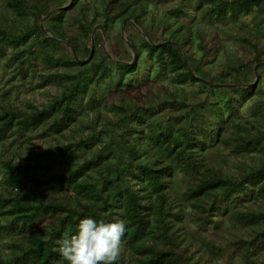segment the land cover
Masks as SVG:
<instances>
[{"label":"trees","instance_id":"obj_1","mask_svg":"<svg viewBox=\"0 0 264 264\" xmlns=\"http://www.w3.org/2000/svg\"><path fill=\"white\" fill-rule=\"evenodd\" d=\"M69 1L0 0L5 82L37 74L16 100L0 86V239L8 235L0 264H68L54 249L84 217L126 221L115 264H264V81L249 85L264 61L263 34L240 19L253 13L255 26L263 24L264 0H107V42L108 24L126 16L145 32L139 45L131 40L130 64L121 35V52L98 50L94 36L92 56L81 61L99 21L80 0L44 20L54 37L29 23ZM75 10L79 30L69 34L64 22ZM60 44L69 56L56 54ZM218 51L236 61L211 79L205 65ZM145 55L150 79L171 74L197 83L204 97L191 99L164 78L154 95L135 87ZM215 148L226 152L209 157Z\"/></svg>","mask_w":264,"mask_h":264},{"label":"rangeland","instance_id":"obj_2","mask_svg":"<svg viewBox=\"0 0 264 264\" xmlns=\"http://www.w3.org/2000/svg\"><path fill=\"white\" fill-rule=\"evenodd\" d=\"M70 2V1H69ZM142 0H135L134 4H141ZM72 2L63 5L66 8L71 4ZM107 0H80V2H78L77 4H86V10L88 11L86 14V17L89 19L91 18V16L95 15L97 20L99 21L98 24L103 25V15H102V9H103V5L102 4H106ZM150 4H153V1H151ZM158 7H154V10H158L159 8H164L167 9L168 5L167 4H158ZM79 7V6H77ZM55 8V7H54ZM65 9V8H63ZM79 16L81 17V14H79L78 11H70L68 13V16L64 22L65 28L67 29V32L69 34L75 33L79 30L78 26L76 23H73V16ZM253 16V17H252ZM44 17V16H43ZM42 16H39V14L37 15L36 18H30L29 19V23L34 25V30H36V32L39 31V27H37V24L40 26V24H42L43 28L44 27V20H43ZM128 16L124 17L121 22L119 21H114L112 23L108 24V27L110 29V38L107 42V35H106V29H105V38H103L101 30L98 28L95 33L94 36L97 38V48L100 51H106L107 48H110L113 50V53L116 51L121 52L120 49V40L118 37L123 36V38L127 41L131 40L136 43L137 45L140 44L141 41V35L143 34L144 30L139 28V26L137 25L136 21L134 18H130V20L128 21V24L124 25V31L122 32V23L123 20L125 18H127ZM254 18V14L251 13L249 15H245L240 17L241 19V24H245L247 26H249L250 28L254 29L255 32H261L263 35L260 37L259 41L262 45H264V23L261 25H258V27L255 26L254 22L252 21ZM37 19V20H36ZM147 22L148 24H150L151 22V17L148 16L147 18ZM39 20V23L37 22ZM162 16H157L155 19V24L153 25L151 31H150V35H152L154 38H160L161 36V27H162ZM198 20V19H197ZM146 22V23H147ZM144 24L146 26V29L149 31V27L147 26V24ZM158 25V26H157ZM230 25V23H229ZM157 26V27H156ZM231 27V25H230ZM219 35L223 36L224 34L222 32H220L219 30L217 31ZM49 33V32H48ZM230 38V37H229ZM165 42H170V41H165ZM93 44H95L93 42ZM36 47V46H34ZM59 51L56 53L57 55L59 54H66V55H70V49L65 45V44H60L59 46ZM94 48L96 46H93ZM221 52L218 51L214 56H212L209 60L206 61V71H207V75H209L211 77V79L215 78L217 79V75L216 73L218 71L223 70V72H232L230 70L229 65L233 64V62H235L236 60L232 59L234 55L233 54H229V59H226L224 57L219 56ZM146 56V62L145 64H141V68L140 70L137 71L136 74H134L135 77H137L139 80L137 81V83L135 84V87H140V89H142V87H146L145 91L148 92V94L154 95V93L156 94L161 88H162V81L164 77H154L152 79L149 78V75H152L151 73V60L149 59V57L147 55ZM233 61V62H232ZM243 61H247V59L243 60ZM40 67H42V65L39 63L37 64V70L40 69ZM259 71V73H258ZM254 73V72H253ZM256 80H258L259 77H261L262 81H264V69H256L255 74ZM0 76H2L0 78V86L1 87H5L9 90H11V95L12 98H19L20 94L22 95L24 93V86H29L30 89H32V86L35 84L36 80H37V74L35 75V73H31L28 72V79L24 82H22V80H20L19 78H14L11 81H7L5 82L7 79H9L10 76V72L9 69L7 68H0ZM169 77L171 78V74H168L166 79L168 82H173V83H177L175 81H173L172 79H169ZM132 78V76H131ZM240 78L242 80V82H249L252 79V76L250 74V70L248 69L247 72L241 73L240 74ZM229 79H233L232 77H229ZM254 80L253 82H250L249 85L256 83L257 81ZM152 83V84H151ZM165 83V82H164ZM212 84H217V83H221V82H211ZM52 90H55V88L57 87L56 82L51 81V85ZM176 87L178 88H183L186 90L187 94L189 95V98L191 99H202L204 97V93H202L201 91H199V86L197 83H190V82H185V83H177ZM26 90V92H29V90ZM218 92H223L221 91V89H217ZM225 92V91H224ZM163 92H161L162 94ZM226 93V92H225ZM19 95V96H18ZM165 96V95H164ZM189 99V100H191ZM16 100V99H15ZM187 100V101H189ZM254 100V99H253ZM253 104L252 99H248L246 101V103L244 105H242L241 109H244L245 114L248 112L246 109L249 108L250 104ZM225 151L220 152L218 148L215 149H211L207 151V155L211 158H220L223 153H225ZM2 178V174L0 173V179ZM1 218V216H0ZM12 235V234H11ZM8 235H3L2 238L0 239V249H3L4 252H7L8 250V246L5 243V239L7 238Z\"/></svg>","mask_w":264,"mask_h":264},{"label":"clouds","instance_id":"obj_3","mask_svg":"<svg viewBox=\"0 0 264 264\" xmlns=\"http://www.w3.org/2000/svg\"><path fill=\"white\" fill-rule=\"evenodd\" d=\"M126 230V221L120 218L106 222L84 217L79 220L76 233H65L54 251L68 264H115L124 252Z\"/></svg>","mask_w":264,"mask_h":264},{"label":"water","instance_id":"obj_4","mask_svg":"<svg viewBox=\"0 0 264 264\" xmlns=\"http://www.w3.org/2000/svg\"><path fill=\"white\" fill-rule=\"evenodd\" d=\"M72 0H70V2H71ZM69 2V3H70ZM63 8H66L65 6H60V7H55V8H53L52 10H50L44 17H43V20H45L52 12H54V11H56V10H58V9H63ZM130 18L131 17H127V18H125L124 20H123V23H122V32L124 31V25H125V22L127 21V20H130ZM40 28L43 30V31H45V33H47L48 35H50L49 33H48V31L45 29V28H43V26H42V24H40ZM100 29L101 30V33H102V36H103V38H105V29H104V26H102L101 24H96L95 26H94V28H93V30H92V33H91V36H90V51H89V56L86 58V59H83V60H81L82 62H84V61H87L91 56H92V53H93V50H94V44H93V41H94V33H95V31L97 30V29ZM143 34H145V32H143ZM50 36H52V35H50ZM52 37H54V36H52ZM60 42H62V40L61 39H58ZM127 44L129 45V47H130V50H131V52H132V60L130 61V62H127V63H132V62H134L135 61V59H136V50L134 49V47H133V44L130 42V41H128L127 40ZM160 44V43H159ZM258 65H261V66H264V61H260V62H258L254 67H253V72H254V74H255V71H256V68H257V66ZM256 77L257 76H255V80H256ZM257 81V80H256ZM217 84H219V83H217Z\"/></svg>","mask_w":264,"mask_h":264}]
</instances>
